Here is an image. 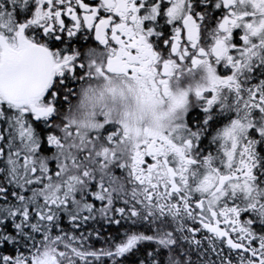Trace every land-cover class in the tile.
Instances as JSON below:
<instances>
[{"label": "snow or ice", "instance_id": "1", "mask_svg": "<svg viewBox=\"0 0 264 264\" xmlns=\"http://www.w3.org/2000/svg\"><path fill=\"white\" fill-rule=\"evenodd\" d=\"M0 264H264V0H0Z\"/></svg>", "mask_w": 264, "mask_h": 264}]
</instances>
